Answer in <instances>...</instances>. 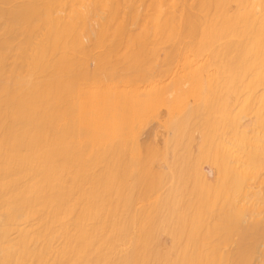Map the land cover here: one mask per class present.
I'll use <instances>...</instances> for the list:
<instances>
[{"label": "bare ground", "instance_id": "1", "mask_svg": "<svg viewBox=\"0 0 264 264\" xmlns=\"http://www.w3.org/2000/svg\"><path fill=\"white\" fill-rule=\"evenodd\" d=\"M0 264H264V0H0Z\"/></svg>", "mask_w": 264, "mask_h": 264}, {"label": "rangeland", "instance_id": "2", "mask_svg": "<svg viewBox=\"0 0 264 264\" xmlns=\"http://www.w3.org/2000/svg\"><path fill=\"white\" fill-rule=\"evenodd\" d=\"M147 127H149V126H147ZM144 129L147 130V128H144ZM146 130H144V131L142 130L143 133L141 132L142 134H144V136L147 134V131H146ZM144 132H146V133H144ZM150 135H152V134L149 133V135L147 134L146 137L143 136V138H146L148 141H149V140L152 141V140H151V139H152V138H151L152 136L150 137ZM140 136H141V135H140ZM140 138H141V137H140ZM143 138H142V139H143ZM149 138H151V139H149Z\"/></svg>", "mask_w": 264, "mask_h": 264}]
</instances>
